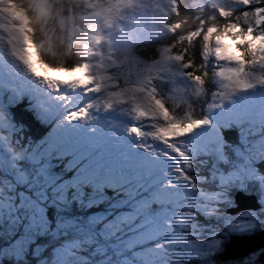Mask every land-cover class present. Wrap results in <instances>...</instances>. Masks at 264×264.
I'll return each instance as SVG.
<instances>
[{
    "label": "snow or ice",
    "instance_id": "snow-or-ice-1",
    "mask_svg": "<svg viewBox=\"0 0 264 264\" xmlns=\"http://www.w3.org/2000/svg\"><path fill=\"white\" fill-rule=\"evenodd\" d=\"M0 264H264V0H0Z\"/></svg>",
    "mask_w": 264,
    "mask_h": 264
},
{
    "label": "rangeland",
    "instance_id": "rangeland-1",
    "mask_svg": "<svg viewBox=\"0 0 264 264\" xmlns=\"http://www.w3.org/2000/svg\"><path fill=\"white\" fill-rule=\"evenodd\" d=\"M228 43L232 44L231 40H229ZM233 47H234V45H233ZM29 54H30V58L35 62L37 70L41 71L42 73H45V74H48V75H51L54 77L55 76H63L66 78H73L74 76L81 75V73H79V72L69 74V73H64L62 71H59V70H53V69L46 68L44 65H42L39 62V53L34 48H32L31 46L29 49Z\"/></svg>",
    "mask_w": 264,
    "mask_h": 264
}]
</instances>
